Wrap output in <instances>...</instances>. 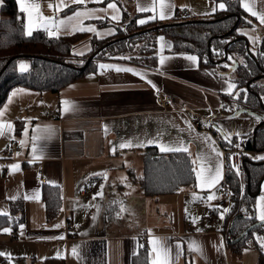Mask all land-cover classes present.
<instances>
[{
	"label": "crops",
	"instance_id": "0c3cea01",
	"mask_svg": "<svg viewBox=\"0 0 264 264\" xmlns=\"http://www.w3.org/2000/svg\"><path fill=\"white\" fill-rule=\"evenodd\" d=\"M29 2L38 4L41 14L37 17L34 13L32 33L37 29L48 33L51 24L44 26L47 23L44 17L59 21L78 10L106 8L111 0H102L100 3L86 0L84 4L63 0L67 7L62 6L61 0ZM221 2L225 3L222 0H165L167 18L160 19L159 0H155V11L151 10L153 0H115L120 15L118 20L111 19L113 12L110 9L97 12L95 17L82 20L85 28L91 26L97 32L74 30L68 26L61 27L56 36L88 32L98 38H106L117 33L125 11L130 16L143 13L137 23L139 20H145V23L173 20L183 8L189 9L186 18H203L222 10L218 7ZM249 2L257 12L264 11V0ZM16 3L20 9L18 0ZM2 4L3 0L0 7ZM72 5L75 8L67 11ZM140 8L145 10L140 11ZM213 8L216 10L213 11ZM23 14L26 26L27 14ZM253 18L256 23L239 28L242 30L239 33L247 37L251 46L257 47L259 34L262 35L261 42H264V32L261 31L264 30V24L260 23L258 17ZM100 20L110 24L100 26ZM250 37L257 39L253 41ZM161 44L164 45L163 51ZM169 47L168 39L159 43L155 68L123 60H98L95 72L58 92L38 91L26 86H16L9 92L0 107V121L5 124L4 133L0 135V214L12 213L11 201L23 199L24 220L16 231L10 228V232L0 234V258L5 259V264H42L47 258L63 260L46 264H132V257L139 253L141 245L149 251L152 262L153 239H159L170 247L171 264H264V247L257 240L264 234L255 233V244H249L241 253H234L223 232L224 217L232 208L233 199L229 196L226 203L219 204L228 166L222 146L232 143L233 138L238 136L224 138L228 133L227 118L234 117V113L230 114L227 109L237 98V82L234 77L227 78L228 72L222 73L214 66H201L197 55L170 52L167 50ZM91 48V41L86 39L74 46L73 53L82 55ZM188 55L197 56L198 61L194 63L188 60ZM161 56L166 57L163 65L160 64ZM101 64L134 68L142 75L116 71L115 68L102 69ZM148 80L156 87L153 88ZM229 81L236 84L232 93L224 90ZM18 89L25 91L13 95L14 90ZM157 90L172 96L167 107L158 104L155 96ZM242 108L247 107L237 110ZM52 110L58 111L57 116L47 117V113ZM195 119L207 123L212 129L196 127L192 122ZM9 123L12 125L11 131L7 128ZM215 125L222 131L216 130ZM37 126L51 127L54 132L50 137L41 136L33 140L38 135ZM234 127L235 124L231 133H237ZM14 140L17 144L12 146ZM22 140L25 141L24 145L20 143ZM149 140L156 143L150 144ZM33 143L37 149L35 154L32 151ZM122 143L132 146L121 148ZM160 144L187 147L192 160L196 161L194 168L197 169L201 158L213 166L222 161L223 178L210 189L200 188L197 180L195 187L154 197L157 206H152L137 180L143 173L145 149L153 146L161 151ZM217 150L222 153L219 158L216 156ZM16 163L20 164V169L9 167ZM40 169H43V175L39 173ZM104 172L107 173V179L99 175ZM44 184L59 186L62 193L61 211L52 220L47 218L42 197ZM101 185L102 196H95L101 192ZM262 194L264 177L255 198V216H258V197ZM209 195L215 198L209 200ZM96 205L100 206L98 214ZM226 205L230 207L222 219L220 212ZM213 209H217L215 216L207 220L206 215ZM119 210L121 214L117 215ZM160 210L163 214H174L175 211L176 222L168 224L166 220H161V216L153 221L148 220L151 213ZM107 213L111 216L107 217ZM94 216L98 218L94 220ZM193 217L197 218L195 222ZM136 218L139 220L135 221ZM67 220L73 223L70 235L66 230ZM132 220V226L137 224L140 227L135 232H122L111 227L112 221L119 222L115 225L120 226ZM107 225L114 230L107 229ZM192 242L202 247L203 254L189 250ZM178 244L182 247L178 248ZM74 246L76 256L72 254Z\"/></svg>",
	"mask_w": 264,
	"mask_h": 264
},
{
	"label": "trees",
	"instance_id": "16d2710c",
	"mask_svg": "<svg viewBox=\"0 0 264 264\" xmlns=\"http://www.w3.org/2000/svg\"><path fill=\"white\" fill-rule=\"evenodd\" d=\"M222 1L228 6L226 10H218L203 18L185 17L138 24L137 19L143 13L130 16L125 11L117 33L110 37L98 38L88 32L49 36L46 30L42 29L27 35L25 17L16 0H3L0 7V107L16 86L58 92L61 88L95 72L98 60H123L155 68L159 56L158 39L163 37L170 41V47L167 49L170 52L193 53L199 57L201 66H214L222 73L231 70L237 82L239 97L241 94L245 107L253 111L256 110L255 107L264 110V42L258 44V53H249V41L238 31L241 27L252 26L256 20L243 9L240 0ZM74 8L75 5H72L67 11ZM216 18L217 20L212 22L207 21ZM98 23L100 26L110 24L106 20H100ZM234 25L236 27L233 29ZM149 27L156 28L131 35ZM86 39L91 41V50L82 55H75L74 46ZM113 39L117 41L106 45ZM231 40L233 41L229 43ZM227 45L228 57L221 62L225 57ZM249 46L251 50L250 43ZM100 48L102 49L97 52ZM91 56L93 59L89 60ZM19 58L29 60V68L26 71L18 69ZM234 61L238 65L231 68ZM251 133L253 135L248 147L264 150V121L258 124L255 134L253 131ZM244 161L246 190L243 195L237 174L232 171L226 178L233 203L224 217L223 232L226 233L228 245L234 253H241L249 244H255V233L264 234V222H259L255 216V198L264 177V159L245 156ZM192 162L189 152L159 151L156 147H147L143 154V173L137 180L141 191L148 197H158L195 187L197 179ZM42 197L46 204L47 218L52 220L59 215L62 208L61 189L56 185L44 184ZM11 205L12 213L0 214V234H3V229L7 227L16 231L17 226L24 220V200L11 201ZM215 212L217 209H213L205 218H213ZM139 249V253L132 257V264H152L149 251L143 248V245ZM0 259L2 264L6 263L5 259ZM62 260L47 258L42 264Z\"/></svg>",
	"mask_w": 264,
	"mask_h": 264
},
{
	"label": "snow or ice",
	"instance_id": "6c2138e0",
	"mask_svg": "<svg viewBox=\"0 0 264 264\" xmlns=\"http://www.w3.org/2000/svg\"><path fill=\"white\" fill-rule=\"evenodd\" d=\"M72 3H76V4H84L86 2V0H71ZM95 2L100 3L102 2V0H95ZM0 3H2V0H0ZM18 4L20 6V9L22 12L27 14V19H28V24L26 25V34L27 35H31L32 33V28H33V18H34V13L36 14L37 17H40V13L38 11L39 9V5L36 3H31L29 2V0H18ZM61 4L64 7H67L66 4H63V0H61ZM241 4L242 7L248 11L253 17H258L259 21L261 24H264V11L261 12H257L254 8V5L252 3L249 2V0H241ZM159 5H160V12H159V18L160 19H165L167 18L165 12H164V8H165V0H159ZM51 6V5H50ZM168 7H172L171 5H168ZM218 7L222 10H226L227 9V4L221 2L219 3ZM112 10L113 15L111 16L112 20H118L120 18L119 15V9L117 4L115 3V0H111V2H109L107 4L106 8L103 9H84L82 11L78 10L76 12H74L71 16H68L64 19H61L59 21L55 20L54 18L51 17H44L43 19L47 22V24H51V28L48 31V35L49 36H56L58 35L61 27H68L71 26L74 30H80V31H91V32H97V29H95L94 27H87L85 28L82 24V20L86 19V18H90V17H95V14L97 12H107L108 10ZM156 9V5H155V0H153V5L151 10L155 11ZM144 8H140V11H144ZM216 9L213 8V11H215ZM99 19H103V17H96ZM154 17H149V19H153ZM75 22V23H73ZM138 23L143 24L145 23V20H139ZM249 23H251L249 21ZM52 29H55L54 31ZM238 31H242L239 30ZM245 35H247V33H244ZM161 41H163V37L159 38ZM250 39H252L253 41H255L257 39V37H250ZM164 45L161 44V51H163ZM130 59V57H129ZM166 57L161 56L160 57V64L163 65L165 62ZM187 59L192 61V62H197L198 61V57L195 55H188ZM229 59H231V57H229ZM26 64L21 61L20 62V69L21 71H23L26 68ZM100 67L102 69H106V68H115L116 71H128V72H133L136 75L140 76L142 75L137 69L134 68H121L117 65H106V64H101ZM223 75V74H221ZM149 84H152L151 80L147 81ZM153 88H155L156 86L154 84H152ZM236 88V84L232 83V82H228L227 83V88L224 89L225 91L232 93L233 89ZM21 91H25L23 89H18V90H14L13 95H15L17 92H21ZM246 91V90H244ZM236 97H239V93H235ZM246 99V97H245ZM65 104H67V102L65 101ZM223 107V105H221ZM67 110V108L65 109ZM0 115H2V113H0ZM261 119L260 117H257V120ZM7 128L9 131L12 130V125L11 123L7 124ZM4 129H5V124L0 121V135H3L4 133ZM189 129H191V124H189ZM27 133V130H25ZM37 136L33 137V140L39 139L41 138V136H46V137H50L52 135V133L54 132V129H52L51 127H45V128H40L39 126H37ZM222 131V130H221ZM231 135H241L240 133H227L224 135V138L227 139L228 136ZM206 140H210L209 137H205ZM231 141H229L230 143ZM21 145H24L25 141L22 140L20 141ZM148 143H156V141L154 140H149ZM128 146H132L131 144H120V147H128ZM160 150L161 151H184V152H188L189 149L183 145L179 146V147H169V146H165L164 144H160ZM32 151L35 154L37 149H36V145L35 143H33L32 145ZM113 151H115V148L113 149ZM216 156L217 158L222 156V153H220L218 150L216 151ZM38 158V157H37ZM258 159H264V156L262 157H257ZM31 162V161H30ZM194 165L196 164V161L194 160L192 162ZM11 169L14 170H18L20 169V164L16 163V164H12L9 166ZM232 167L234 169H236L237 173H239V168L237 165L233 164ZM193 171L195 172L196 175V179L199 181V187L200 188H213L216 184L219 183V181L223 178V165H222V161L218 162L215 164V166H213L211 163L207 162V160L205 158H201L200 159V164H199V168H193ZM99 175H103L105 177V179H107V173H100ZM102 189H103V185H101V192H98L95 194V196H102ZM95 196L93 197V199H95ZM38 198V197H37ZM214 195H209L208 199L212 200L214 199ZM12 199H15V197H12ZM97 207V214L99 213V205H96ZM121 210L123 211V204H121ZM229 209H224L223 211L220 212V216L223 219L224 217V213L227 212ZM257 210H258V216L257 218L264 222V194L260 195L258 197V204H257ZM117 215H119V213H117ZM95 216L93 217V219L95 220ZM197 218L193 217V221L195 222ZM58 226V225H57ZM23 227V226H21ZM198 231L200 229H197ZM3 231L5 233H8L11 231L10 228H4ZM257 240L261 243V246L264 247V237H257ZM222 242V241H221ZM151 251L152 253H154V258L152 260V264H171V249L169 246H167L163 241L159 240V239H153L151 240ZM178 248H181V245H177ZM189 250L192 251H196L200 254H203V249L202 247L195 243L192 242L189 244ZM72 254L73 256L77 255V250L76 247L74 246L72 249ZM57 255L59 256V253H57Z\"/></svg>",
	"mask_w": 264,
	"mask_h": 264
},
{
	"label": "built area",
	"instance_id": "2783aa9c",
	"mask_svg": "<svg viewBox=\"0 0 264 264\" xmlns=\"http://www.w3.org/2000/svg\"><path fill=\"white\" fill-rule=\"evenodd\" d=\"M188 10H189L188 8L181 9L179 11V13L176 15V17L177 18L188 17L189 16ZM155 96H156V100H157L158 104L164 108L167 107L172 100V96L170 94L164 92L163 90H157L155 92ZM57 114H58L57 110H52V111H49L46 116L49 118H53V117H56ZM192 122H194L195 126L198 128H202V129H206V130L212 129L209 127V125L207 123L200 121L198 119H195ZM252 135H253L252 133L238 135L232 143H230V144L225 143L222 146L223 154L225 155V157H227V160H228L226 178L232 173V171H234L237 174L236 176L239 177L240 182L242 183V186H246V172H245V166H244L245 156H250L253 158L264 156V150H255V149L248 147V144H249V141H250ZM16 144H17L16 140L11 142L12 146H15ZM233 164L238 166L239 173H237L236 169H234L232 167ZM39 173L41 175H43V173H44L43 169H40ZM42 179L44 180L43 177H42ZM226 182L227 181L225 179V182L223 185V195H222V198L219 202V204H221V205L226 203L228 197L231 194V190H230V188ZM66 230L69 233V235L72 234L73 223L71 220L66 221ZM145 246H146V244H145Z\"/></svg>",
	"mask_w": 264,
	"mask_h": 264
},
{
	"label": "rangeland",
	"instance_id": "374dc122",
	"mask_svg": "<svg viewBox=\"0 0 264 264\" xmlns=\"http://www.w3.org/2000/svg\"><path fill=\"white\" fill-rule=\"evenodd\" d=\"M262 32H264V30L261 29ZM262 38V35L259 34V39H258V42L260 43L261 42V39ZM165 39V38H164ZM159 42H162L160 39H158ZM258 46L257 47H254L253 45L251 46V50L253 53H258ZM19 63H18V69H20V62L23 61L25 64H26V68L23 70V71H26L28 68H29V60L26 59V58H19ZM223 70V69H222ZM225 72H228V75H227V78L229 77H234V73L231 71V70H227ZM241 107H245V104L243 103V101L241 100V94H240V97L236 98V100L232 103H230V106L229 108L227 109L228 112L230 114L234 113L233 114V118L232 117H228L226 121V127H227V131L228 133H231V131L233 130V126L235 124V132H238V133H242L243 134H250L251 131L254 130L255 127L258 126L259 123H261L262 121H264V110L263 109H259L258 107H255V111L251 110V109H248V108H244L246 110L242 111V112H237L238 108H241ZM257 117H260L261 119L257 120ZM250 131V132H248ZM248 132V133H246ZM241 183V182H240ZM245 190H246V186H242V183H241V195H243L245 193ZM146 199H148L149 203L154 206L155 205V198L154 197H148L146 196ZM157 206V205H155ZM230 206L229 205H226L224 207H222V211L224 209H228ZM162 210V209H161ZM155 211L154 213H151L150 214V218L148 220L150 221H153V220H156L155 218H157L158 216H161V220H166V223L168 224H173L176 222L177 220V217H176V212L174 211V214L169 212V213H164L163 214V211ZM119 214H121V210H119V212H117ZM116 213V214H117ZM101 214V213H100ZM113 214V213H112ZM115 216V214H113ZM108 216H111L110 213H107V217ZM133 216V215H132ZM165 217V218H164ZM98 217H96L97 219ZM107 219V218H106ZM99 220H101V218H99ZM139 218H136L135 221H138ZM112 226L111 227H114L115 229L119 230V231H122V232H135V230H138L140 229L139 226H137V224H135L136 226H132L134 224V221H130V222H126L124 223V225L121 223L120 226L118 225H115V224H119V222H115V221H112ZM109 227V225L106 226L107 229L110 228V230H114L113 228ZM7 237V236H6Z\"/></svg>",
	"mask_w": 264,
	"mask_h": 264
},
{
	"label": "water",
	"instance_id": "95a60500",
	"mask_svg": "<svg viewBox=\"0 0 264 264\" xmlns=\"http://www.w3.org/2000/svg\"><path fill=\"white\" fill-rule=\"evenodd\" d=\"M214 20H217V18L216 19H208L207 21H214ZM158 26H162V25H158ZM236 27V25H234L233 26V29ZM156 27H149V28H145V29H142V30H139V31H137L136 33H132L131 35H134V34H139V33H144V32H146V31H148V30H153V29H155ZM115 41H117V39H113V40H111V41H109V42H107L106 43V45H109V44H112V43H114ZM233 40H231L229 43H231ZM102 48H100L97 52H99L100 50H101ZM247 49H248V52L250 53L251 51H250V46H249V43H247ZM228 45H227V47H225V57L223 58V59H221L220 61L221 62H224L225 60H226V58L228 57ZM94 56V55H93ZM93 56H91L90 58H89V60H91V59H93ZM238 65V63L236 62V61H234V64L231 66V68H234L235 66H237ZM262 76V75H261ZM244 110H246V109H244V108H242V109H239L237 112H242V111H244ZM262 123V122H261ZM261 123H259V124H261ZM215 127V129L216 130H218L219 132L221 131V129H219V127L217 126V125H215L214 126ZM257 129H258V126L257 127H255L254 128V130H253V133L255 134L256 133V131H257Z\"/></svg>",
	"mask_w": 264,
	"mask_h": 264
}]
</instances>
